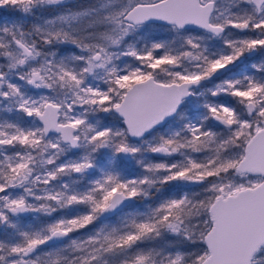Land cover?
<instances>
[{
  "label": "snow or ice",
  "instance_id": "1",
  "mask_svg": "<svg viewBox=\"0 0 264 264\" xmlns=\"http://www.w3.org/2000/svg\"><path fill=\"white\" fill-rule=\"evenodd\" d=\"M0 13V264H264V0Z\"/></svg>",
  "mask_w": 264,
  "mask_h": 264
},
{
  "label": "rangeland",
  "instance_id": "2",
  "mask_svg": "<svg viewBox=\"0 0 264 264\" xmlns=\"http://www.w3.org/2000/svg\"><path fill=\"white\" fill-rule=\"evenodd\" d=\"M0 14H4V15H6V13H0Z\"/></svg>",
  "mask_w": 264,
  "mask_h": 264
}]
</instances>
